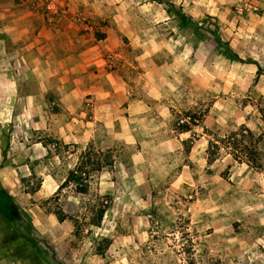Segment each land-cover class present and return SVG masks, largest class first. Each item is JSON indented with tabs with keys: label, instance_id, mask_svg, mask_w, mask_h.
<instances>
[{
	"label": "crops",
	"instance_id": "1",
	"mask_svg": "<svg viewBox=\"0 0 264 264\" xmlns=\"http://www.w3.org/2000/svg\"><path fill=\"white\" fill-rule=\"evenodd\" d=\"M166 2L172 5L168 10L155 2L140 3V8L151 6L149 13L143 15L137 8L123 7V0H0V135L8 136L12 130L21 132L25 142L44 135L49 141L60 140L70 147H85L91 143L101 152L109 150L114 171L127 174L123 184L118 182L116 185L120 188L127 185L135 192L144 190L140 170L134 168V159L145 163L147 157L149 163L158 161L157 170L166 169L172 153L179 152L187 143L191 144L188 139L191 132H177L171 127L170 103L176 101L177 92L170 83L174 78L182 80L190 75L184 71L188 60L181 57L186 51L185 45H191L187 50L191 52L189 57L195 59L197 51H202L200 49L211 45L216 47L213 41L205 38L212 29L205 19L209 17L214 21L221 16L216 9V0L209 4L203 0ZM173 9L181 14L174 13ZM160 12L167 21L160 19ZM136 14L145 22V34L133 20ZM224 16L227 21L233 18L229 12ZM184 17H189L192 23L186 24ZM154 20L158 22L153 24ZM155 28L161 31L160 37L151 35ZM243 28L242 23L226 28L233 35L228 47L235 53V56L228 54L226 61L237 59L244 65L255 62L260 66V62H264V57L260 56L264 44L244 37ZM114 31L128 41L126 46L141 49L144 56L132 61L115 52L124 43L117 34H112ZM181 38L184 44L175 43ZM159 50L165 51L169 57L164 65L156 66L150 57L145 59L146 54L150 56ZM111 55L116 59V65L110 63ZM122 61L135 71L146 67L147 73L144 77L129 79L125 77ZM193 82L197 87V77ZM255 85L251 90L243 87L241 95L256 91L264 96V85L259 82ZM199 88L206 87L199 83ZM234 92L231 90V98L236 96ZM247 107L250 105L243 106V110ZM243 117V122L237 123L242 134L239 138L245 148L241 163L244 169L242 188L259 196L264 186V120L260 109H257V117L249 116V113ZM215 123L201 125V133L208 138L207 142L212 140L210 133L217 131ZM212 126L214 131L209 133L207 130ZM218 127L221 126L218 124ZM203 140H199L200 143ZM165 141L171 150L167 153L160 150ZM193 141L195 144L189 155L195 154L198 144ZM132 147L135 150L129 151ZM200 154L208 157L201 146L197 147V155ZM170 175L171 172L164 180L156 177V182L152 183L154 173H151L146 190L159 191L161 185L158 181L164 182ZM104 177L105 173H100L99 191L113 192L112 189H102ZM173 183L178 184L174 180L162 191L168 192ZM257 204V207L253 202L246 204L251 207L245 221V227L250 231L248 240L251 241L264 238V225L260 223L264 220V200L258 199ZM255 214L256 218H253ZM257 248L258 253L264 254V246Z\"/></svg>",
	"mask_w": 264,
	"mask_h": 264
},
{
	"label": "rangeland",
	"instance_id": "2",
	"mask_svg": "<svg viewBox=\"0 0 264 264\" xmlns=\"http://www.w3.org/2000/svg\"><path fill=\"white\" fill-rule=\"evenodd\" d=\"M123 1L126 3V0ZM147 1L161 3L162 7L168 10V6L162 1L140 0V3L144 4ZM216 9L221 15L219 18H214V21L209 17L205 19L206 24L212 26L211 31L205 34V38L213 41L216 47L211 45L200 49L202 51H197L196 59L188 56L184 71L190 75L184 76L182 80L174 78L170 83L173 91L177 92L176 101L170 103L173 117L171 127L181 132L179 126L184 122L185 127L191 132L188 138L191 144L187 143L179 150L183 162L171 171V179L158 181L161 185L158 186L159 191L146 190L148 176L152 173L147 169L140 170V183L145 189L135 192L137 200H133L132 196L127 194L123 197V203H120L114 191L102 192L103 190L99 189H93L90 196L75 195L71 187H64L59 191L64 176L77 162L79 153L89 145L97 150L93 144L89 143L85 147L73 145L75 149L69 147L67 151L73 150L75 153L69 155L63 149L65 145L63 142L54 139L49 141L44 135H39L40 139L32 142H25L19 131L10 130L8 136L0 135V190L14 199L23 216V222L20 224L7 223L0 216V264H118L123 255L121 248L125 253H129L124 258L128 264H132L134 255L129 249H132L133 245H138L141 253L135 256V264H157V260L163 264V258L156 252V247L150 248L149 244L153 241L159 244L160 241L167 240L162 232L163 226L173 230L177 226L167 219L171 212L166 210L165 205L157 203L164 200V194L167 192L162 190L168 188L174 180H177V185L183 188L184 192H177L178 198H174L167 208L179 212L183 207V213L186 215L180 216L183 220V224L179 225L181 228L191 224L195 215L201 220L198 227L204 229L203 232L194 231L198 237L195 245L202 249L198 256L189 234H183V239L187 240V244L181 250L186 256L185 264H197L198 259L199 264L262 262L249 260L251 254L246 253L239 242L235 243V246H230V241L234 240H243L248 247L255 243L248 240L250 231L245 227V221L249 218L247 213L251 211V207L242 206L230 213L220 209L234 206L241 198H244L245 205L248 202H253L254 207L258 205V194L242 188L244 169L241 163L245 153L239 138L242 134L238 124L243 122L245 118L243 115L246 116V113L257 117V109L262 112L264 120V96L258 95L256 91L249 95H241L243 87L251 90L258 82L264 85V62H260L258 66L255 62L244 65L245 63L237 59H233L234 62L226 61L229 54L227 49L231 50L228 44L233 39L231 30L226 31V28L230 29L242 23L244 37L247 36L248 39L253 37L249 39L250 41L256 40L254 36L264 35V0H238L233 5L227 1L221 4L216 0ZM173 11L181 14L177 9ZM225 12L231 14L232 21L226 20ZM184 19L186 24L192 23L189 17ZM133 20L145 34V22L140 19L139 14L133 16ZM112 34H117L124 43V46L118 47L115 52L132 61L144 56L141 49L126 46L128 41L124 37L121 38L118 32L114 31ZM161 34L157 28L151 33L156 37H160ZM146 55L148 56L145 59L150 57L156 66H162L169 60L165 51L161 50L150 56ZM232 56H235V53ZM260 56L264 57V49ZM109 61L112 65L117 63L113 55ZM122 62L125 77L129 79H133L134 76L144 77L147 73L146 67H139L135 71L131 65ZM213 64L219 66L212 67ZM131 71L134 73L131 74ZM195 77L197 87L193 82ZM199 83L206 88H199ZM131 85L134 87L133 83ZM231 90L235 91L236 96L233 98ZM243 96L245 97L242 98ZM190 99L193 101L191 104ZM247 104L250 107L243 110V106ZM56 110L58 114L61 113L58 107ZM226 110L233 114L227 116L225 125L221 126L219 121ZM214 121L217 122L215 123L217 131L210 133L214 131L213 126L207 130L211 137L213 136L212 140L209 139L207 142L208 138H204L201 133V125ZM218 124L221 127H218ZM195 126L197 127L193 130ZM1 131L5 133V129ZM221 132L224 138H221ZM202 139L203 143H200L199 140ZM193 140L198 142L196 152L189 155L195 144ZM199 146L208 153L207 159H202L201 154L197 155ZM215 160L220 163L217 161L213 163ZM171 162L170 160V164ZM102 172L109 173L114 185L119 182L115 175L117 171L115 172L112 167ZM175 176L178 179L173 180ZM37 185L40 189L31 194L30 188ZM102 185V189H105L104 184ZM95 195L104 198L103 202L107 203L98 227L89 224L96 201L93 197ZM254 211L256 213L257 209ZM60 213L65 217L63 221H59L55 215ZM145 217H149L150 227L147 229L142 223ZM253 218H256V214ZM154 231L158 234L153 235ZM212 248L218 250L215 256L210 255ZM229 250L231 255L228 254ZM257 250L258 248L253 251ZM149 252L152 253L151 256ZM176 254L179 255V252ZM153 256L157 260H154ZM167 256L168 253H164V257ZM172 264L176 262L173 261Z\"/></svg>",
	"mask_w": 264,
	"mask_h": 264
},
{
	"label": "clouds",
	"instance_id": "3",
	"mask_svg": "<svg viewBox=\"0 0 264 264\" xmlns=\"http://www.w3.org/2000/svg\"><path fill=\"white\" fill-rule=\"evenodd\" d=\"M203 2L205 4H209L211 2V0H203ZM218 2L223 4L225 2V0H218ZM227 2L232 3V2H235V0H227ZM123 7H125V8H137L140 10L141 14H143V15H147L150 11V8H151L150 5L145 7V8H140V0H126V3L123 4ZM159 15H160L161 20L167 21V17H165L162 12H160ZM157 22L158 21L154 20L153 24H155ZM251 38H253V37H249V39H251ZM254 38L257 41H259L261 44H264V35L254 36ZM175 43L184 44V39L181 38L179 41H177ZM175 43L173 44V47H175ZM190 47H191V45H185L186 51L181 53V57L185 61H187L188 56L191 55V52L187 50ZM211 66L212 67H218L219 65L213 64ZM191 103H193V101L190 99L189 104H191ZM232 114L233 113H229L226 110L224 115H222L220 118V121H219L220 125L224 126L225 125V118L227 116H231ZM221 135H223L222 132H221ZM25 138L27 139V137H25ZM134 143L135 142L133 141V144ZM175 147L178 149L179 144L176 143ZM147 148H148V146L145 145V150H147ZM134 150H135L134 147L129 149V151H134ZM160 150L162 152H165V153L171 151L167 147V141H165L164 144L160 145ZM149 159L150 158L146 157L145 163H139L134 159L133 164L137 170L147 169V170H150L152 173H154L152 183L156 182V177H159L160 180H164V178L167 177L169 172H171L174 168H176L179 164H181L183 162L181 154L179 152H173L172 155L169 157V159L172 161L171 164L168 165L166 167V169L160 168L159 170H157L158 169V161H151L149 163L148 162ZM202 159H207V156L206 155L203 156ZM217 163L219 164L220 161H217ZM115 175L118 177L119 183L123 184L124 180L126 179L127 174L118 170L115 173ZM138 186L139 185H136L135 187H138ZM104 188L105 189H112L114 191V193L117 194L118 200L120 203H123V197L126 193L128 195H131L133 200H137V198L135 196V189L134 188L132 190H129L127 185H124L123 188H120L118 185H114L112 183L111 176L108 173H105ZM177 192L183 193L184 189L180 188L177 184L173 183L172 188L169 189V191L166 194H164V196H165L164 200L163 201H157L158 204L165 205L166 210L171 212V215L167 216V219L169 221H171L173 224L177 225L174 230L170 229L166 226H163L162 232L167 237V240H162L159 242V244H157L154 241L149 244L150 248L153 246L156 247V252L159 254V256L161 258H163V264H172L173 261H175L176 264H185L186 256H185L184 252L181 251L184 248V246L187 244V240L183 239L184 233H188L190 238L193 240L195 252H196L197 256H198L199 252L202 251V249L200 248L199 245H195V241L198 239V237L194 234V231L203 232L204 229L198 227L201 224V220L197 216L194 215L192 217V223L185 225L183 228H181L179 225L183 224V220L180 219V216L182 214L186 215L185 213H183V207L180 208L179 212L172 210L171 208H167V206L172 203L174 198H178L176 195ZM259 199L264 200V186H262V190L259 193ZM242 206H244V207L247 206L244 204V198H241L240 200L236 201L234 206H225L224 208L220 209V211L230 213L232 211H235V209L240 208ZM262 206H264V205H262ZM141 207H147V205H141ZM70 211H71V209H70ZM114 219H115V217H114ZM148 220H149V217H145L142 221L145 229L150 227V225L148 224ZM177 222H179V223H177ZM260 223H261V225H264V220H261ZM157 234L158 233H156L155 231L153 232V235H157ZM237 242H239L242 245V247L246 253H251V255L248 257L249 260L264 261V254H260L256 251H253L258 246H264V238L257 239L255 241V243H253L251 245V247H248L246 244H244L243 240L230 241V246H235V243H237ZM169 245H171V247H169ZM120 251H121V253H123V255L120 257L118 264H128V261L124 257H126L129 253H125L123 248H121ZM217 251L218 250L215 248L210 249V255L215 256L217 254ZM129 252L133 253L134 258H133L132 264H135V256L141 254L139 252V246L133 245L132 249H129ZM177 252H179V255L176 254ZM164 253H168V256L164 257ZM228 254L231 255L230 250H229ZM149 255L151 256L152 253L149 252ZM152 258L154 260H157V258L155 256H153ZM157 264H160V260H157ZM197 264H199V259L197 261Z\"/></svg>",
	"mask_w": 264,
	"mask_h": 264
},
{
	"label": "trees",
	"instance_id": "4",
	"mask_svg": "<svg viewBox=\"0 0 264 264\" xmlns=\"http://www.w3.org/2000/svg\"><path fill=\"white\" fill-rule=\"evenodd\" d=\"M162 1L166 6L172 7L164 0H154ZM161 4V3H160ZM229 54L234 55L232 50H228ZM191 120V119H189ZM185 123L182 122L180 125V130L183 133L189 132V129L185 127ZM70 145H64V150L70 155L75 153V151H67ZM75 149V146H73ZM244 148V147H243ZM245 149V148H244ZM113 165V158L110 151L101 152L95 150L92 145L87 146V148L79 153L77 162L74 164L73 168L68 171L67 175L64 176L62 184L59 186V191H62L64 187H71L72 192L78 196H90L93 189L98 190V179L102 171L111 168ZM40 189V186L30 188V193H36ZM95 203L91 211L90 225L98 227L106 211V204L103 202L104 198L98 197V195L93 196ZM59 221L65 219L64 215L55 214ZM0 216L7 223H17L23 222V216L18 206L14 202V199L7 194L5 191L0 190ZM29 228V226H27Z\"/></svg>",
	"mask_w": 264,
	"mask_h": 264
}]
</instances>
